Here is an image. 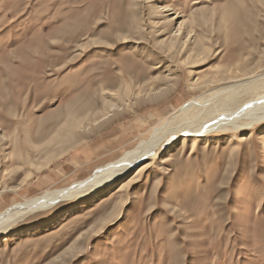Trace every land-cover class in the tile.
Instances as JSON below:
<instances>
[{
	"label": "rangeland",
	"instance_id": "374dc122",
	"mask_svg": "<svg viewBox=\"0 0 264 264\" xmlns=\"http://www.w3.org/2000/svg\"><path fill=\"white\" fill-rule=\"evenodd\" d=\"M263 65L264 0H0V213ZM228 132L0 230V264H264V121Z\"/></svg>",
	"mask_w": 264,
	"mask_h": 264
},
{
	"label": "bare ground",
	"instance_id": "6f19581e",
	"mask_svg": "<svg viewBox=\"0 0 264 264\" xmlns=\"http://www.w3.org/2000/svg\"><path fill=\"white\" fill-rule=\"evenodd\" d=\"M225 75L210 82L208 89L206 88L207 93L213 92L210 96L200 101L193 99L187 105L178 108L164 125L152 131L147 140L140 141L135 147L123 152L114 162L97 168L96 172L88 178L75 182L69 187L45 192L38 197L5 208L0 213V230H7L15 222L29 215L46 211L60 202L82 198L125 175L136 163L144 159L151 160V163H146L139 170L137 169L134 176L128 177V181L118 185L116 193L122 195L129 186L136 183L141 172L153 166L152 162L161 151L178 137L193 138L194 143L198 138H209L213 135L229 133L230 130L238 131L241 128L251 129L252 126L262 123L264 121V65L243 75H235V73ZM214 85L220 87L214 91L209 89ZM64 127L69 129L70 125L67 124ZM161 163L164 162L161 161ZM123 203L124 201L120 204L125 206L126 202Z\"/></svg>",
	"mask_w": 264,
	"mask_h": 264
}]
</instances>
